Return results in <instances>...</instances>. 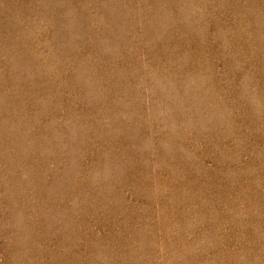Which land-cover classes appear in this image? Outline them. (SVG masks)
Masks as SVG:
<instances>
[{"label": "rangeland", "instance_id": "obj_1", "mask_svg": "<svg viewBox=\"0 0 264 264\" xmlns=\"http://www.w3.org/2000/svg\"><path fill=\"white\" fill-rule=\"evenodd\" d=\"M0 264H264V0H0Z\"/></svg>", "mask_w": 264, "mask_h": 264}]
</instances>
